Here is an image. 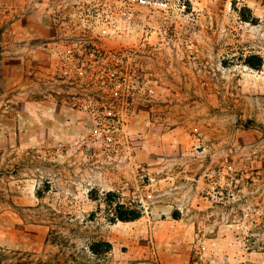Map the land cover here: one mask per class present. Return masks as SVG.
<instances>
[{"label":"rangeland","instance_id":"obj_1","mask_svg":"<svg viewBox=\"0 0 264 264\" xmlns=\"http://www.w3.org/2000/svg\"><path fill=\"white\" fill-rule=\"evenodd\" d=\"M137 1L0 0V264H264V0Z\"/></svg>","mask_w":264,"mask_h":264},{"label":"trees","instance_id":"obj_2","mask_svg":"<svg viewBox=\"0 0 264 264\" xmlns=\"http://www.w3.org/2000/svg\"><path fill=\"white\" fill-rule=\"evenodd\" d=\"M124 205H117V215L114 220H119L121 222H132L139 218V215H135V211L127 209L126 214L123 213ZM105 246V251L108 252L110 250V244L108 243H102ZM94 253H99L100 251H97L96 249H93Z\"/></svg>","mask_w":264,"mask_h":264},{"label":"built area","instance_id":"obj_3","mask_svg":"<svg viewBox=\"0 0 264 264\" xmlns=\"http://www.w3.org/2000/svg\"><path fill=\"white\" fill-rule=\"evenodd\" d=\"M138 5L144 8H160L163 5V2L160 0H138ZM128 18L132 17L130 11L126 12Z\"/></svg>","mask_w":264,"mask_h":264}]
</instances>
